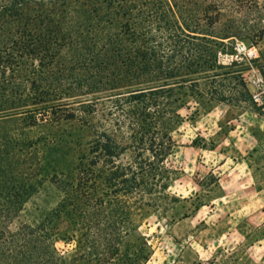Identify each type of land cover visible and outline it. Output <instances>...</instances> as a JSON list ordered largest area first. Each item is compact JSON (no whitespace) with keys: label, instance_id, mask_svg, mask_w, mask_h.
Wrapping results in <instances>:
<instances>
[{"label":"trees","instance_id":"1","mask_svg":"<svg viewBox=\"0 0 264 264\" xmlns=\"http://www.w3.org/2000/svg\"><path fill=\"white\" fill-rule=\"evenodd\" d=\"M156 4L0 0V125L78 121L86 136L70 139L75 159L49 177L58 201L38 217L26 204L41 187L28 174L41 148L0 136V264H146L147 241H130L134 218L177 202L168 159L181 110L251 103L238 64L218 62L224 45L161 23ZM76 93L98 97L70 107Z\"/></svg>","mask_w":264,"mask_h":264},{"label":"rangeland","instance_id":"2","mask_svg":"<svg viewBox=\"0 0 264 264\" xmlns=\"http://www.w3.org/2000/svg\"><path fill=\"white\" fill-rule=\"evenodd\" d=\"M156 1L161 23L205 34L221 42L228 53L235 41L254 46L258 58L251 65L264 78V0ZM93 20L102 25L101 19ZM97 35L93 31L89 37ZM69 56L65 58L70 60ZM249 68L244 62L237 65L241 75ZM67 84L62 83L64 88ZM75 95L65 101L98 97ZM251 103H216L198 113L193 108L181 110L183 122L172 133L176 146L168 159L177 172L168 193L177 202L165 212L134 218L130 241H147L146 264H264V105ZM10 132L19 142L41 148L28 171L42 180L41 187L26 204L31 217H38L58 201L49 177L55 167L75 159L70 139L86 136L78 121L57 127L41 122L26 127L17 121L0 125V136ZM55 139L58 148L49 151ZM1 140L0 151H5ZM194 140L207 148L192 146Z\"/></svg>","mask_w":264,"mask_h":264},{"label":"built area","instance_id":"3","mask_svg":"<svg viewBox=\"0 0 264 264\" xmlns=\"http://www.w3.org/2000/svg\"><path fill=\"white\" fill-rule=\"evenodd\" d=\"M257 58V49L243 41H235L231 53H218V62L221 65L229 66L232 63L239 64L244 62L250 66L245 74L242 75V78L246 87L250 90L251 101L258 106H262L264 105V78L251 65Z\"/></svg>","mask_w":264,"mask_h":264}]
</instances>
